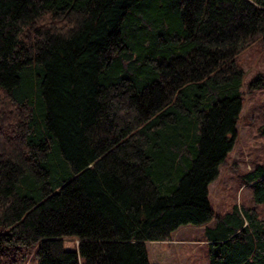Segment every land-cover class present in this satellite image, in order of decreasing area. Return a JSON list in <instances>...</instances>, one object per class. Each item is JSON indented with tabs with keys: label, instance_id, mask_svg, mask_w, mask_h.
<instances>
[{
	"label": "trees",
	"instance_id": "obj_1",
	"mask_svg": "<svg viewBox=\"0 0 264 264\" xmlns=\"http://www.w3.org/2000/svg\"><path fill=\"white\" fill-rule=\"evenodd\" d=\"M254 44L264 0H0V264H149L211 220L207 264H264V159L246 203L207 199Z\"/></svg>",
	"mask_w": 264,
	"mask_h": 264
},
{
	"label": "rangeland",
	"instance_id": "obj_2",
	"mask_svg": "<svg viewBox=\"0 0 264 264\" xmlns=\"http://www.w3.org/2000/svg\"><path fill=\"white\" fill-rule=\"evenodd\" d=\"M239 66L244 72L242 102L235 124V137L230 151L218 166L217 174L207 185V199L213 214H221L232 204L246 203L248 191L241 183L243 173L253 164L264 159V140L257 134L264 105V85L260 89L247 91L245 85L257 73L264 76V47L251 45L239 55ZM259 216L264 217V205L257 207ZM204 225H180L164 241H146L144 247L149 264H207L206 246L203 241ZM75 240L63 239V248H74ZM25 264H36L32 258Z\"/></svg>",
	"mask_w": 264,
	"mask_h": 264
}]
</instances>
